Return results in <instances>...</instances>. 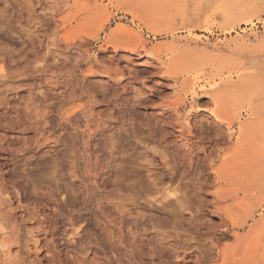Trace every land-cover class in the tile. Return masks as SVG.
I'll list each match as a JSON object with an SVG mask.
<instances>
[{
    "label": "rangeland",
    "instance_id": "1",
    "mask_svg": "<svg viewBox=\"0 0 264 264\" xmlns=\"http://www.w3.org/2000/svg\"><path fill=\"white\" fill-rule=\"evenodd\" d=\"M263 21L0 0V264H264Z\"/></svg>",
    "mask_w": 264,
    "mask_h": 264
},
{
    "label": "bare ground",
    "instance_id": "2",
    "mask_svg": "<svg viewBox=\"0 0 264 264\" xmlns=\"http://www.w3.org/2000/svg\"><path fill=\"white\" fill-rule=\"evenodd\" d=\"M257 16V15H256ZM252 18V17H251ZM256 18V17H255ZM257 19H258V16H257ZM254 20V19H253ZM253 20H251V22L253 21ZM263 23H264V21H263ZM222 118V117H221ZM1 218V217H0ZM4 218V217H3ZM2 221H3V219H2ZM3 224H5V222L3 223ZM7 224V223H6ZM2 225V224H1ZM8 227V226H7ZM13 227V226H12ZM6 228V227H5ZM9 228V227H8ZM263 242H264V240H263Z\"/></svg>",
    "mask_w": 264,
    "mask_h": 264
}]
</instances>
